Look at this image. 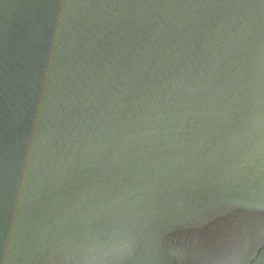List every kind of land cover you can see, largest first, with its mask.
Segmentation results:
<instances>
[{
    "label": "water",
    "instance_id": "obj_1",
    "mask_svg": "<svg viewBox=\"0 0 264 264\" xmlns=\"http://www.w3.org/2000/svg\"><path fill=\"white\" fill-rule=\"evenodd\" d=\"M0 264H264V0H0Z\"/></svg>",
    "mask_w": 264,
    "mask_h": 264
}]
</instances>
